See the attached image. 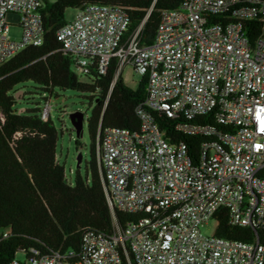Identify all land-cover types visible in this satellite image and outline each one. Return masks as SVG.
Returning <instances> with one entry per match:
<instances>
[{"label": "built area", "instance_id": "built-area-1", "mask_svg": "<svg viewBox=\"0 0 264 264\" xmlns=\"http://www.w3.org/2000/svg\"><path fill=\"white\" fill-rule=\"evenodd\" d=\"M45 1L0 0V66L42 44ZM76 10L57 33L64 52L80 75H105L115 61L114 80L126 67L146 77L140 129L108 128L97 138L112 231H85L77 252L8 264H264V36L252 41L244 32L245 21L264 23V0H183L162 12L148 46L140 39L145 20L128 35L124 8ZM10 14L19 18L18 39L10 36ZM224 14L232 21L214 20ZM155 112L178 134L201 139L197 154L167 139ZM50 113L48 102L42 119ZM221 209L230 225L258 229L256 239L218 237ZM116 211L135 221L122 228ZM210 221L216 231L207 236Z\"/></svg>", "mask_w": 264, "mask_h": 264}, {"label": "trees", "instance_id": "trees-1", "mask_svg": "<svg viewBox=\"0 0 264 264\" xmlns=\"http://www.w3.org/2000/svg\"><path fill=\"white\" fill-rule=\"evenodd\" d=\"M183 0H46L42 7L44 38L41 45L30 46L0 66V264H8L19 251L25 259L51 256L56 252L79 251L82 235L88 230L110 233L113 220L97 157V138L108 128L140 129L136 113L145 106L147 79L142 77L131 88L120 75L116 62L101 75L92 70L80 75L74 58L64 52L58 31L67 24L69 9L89 4L124 8L130 19L128 35L145 20L140 33L143 45L156 37L162 12L179 8ZM216 22L232 21L230 14L216 16ZM244 22V32L253 41L264 36V23ZM24 90L18 99L16 92ZM57 91L88 94L91 115L87 118L90 160L86 175L77 170L73 181L57 159L59 132L42 111ZM29 96V97H28ZM32 96V97H31ZM38 97L41 102H35ZM44 105V106H43ZM155 122L172 142L185 141L197 154L201 139L175 132L174 121L153 113ZM81 137V136H80ZM79 138V137H78ZM80 146L79 140L76 141ZM135 216L116 211L118 225L124 228ZM216 235L228 240L252 242L258 229L229 224L225 209L217 214ZM34 250L37 254L33 253Z\"/></svg>", "mask_w": 264, "mask_h": 264}, {"label": "rangeland", "instance_id": "rangeland-1", "mask_svg": "<svg viewBox=\"0 0 264 264\" xmlns=\"http://www.w3.org/2000/svg\"><path fill=\"white\" fill-rule=\"evenodd\" d=\"M48 1L54 2L55 0ZM76 14V9H69L66 12V19L70 21L75 18ZM18 19V16L14 14L8 15L7 18L8 22L12 24L10 26V36L15 39L20 38L22 34L21 28L17 25ZM122 76L125 83L134 89L141 80V76L136 74L130 67L125 68ZM87 96L88 94L73 91H57L49 99L51 106L50 118L59 132L57 159L59 163L64 166L67 178L70 181L74 180L77 170L80 171L82 176L86 175V164L90 160L89 153L91 141L87 129V118L91 115L93 105H90ZM16 97L22 99L24 97V90L17 91ZM35 102H41L44 104V102L40 101L38 97H35ZM73 113H82L84 115L83 135L79 138L73 129L71 120ZM77 140L80 141V146L77 145ZM80 155H82V162L78 168V157ZM215 231V221H210L202 228V232L207 236L213 235ZM16 258L20 261H24L25 253L19 251L16 254Z\"/></svg>", "mask_w": 264, "mask_h": 264}, {"label": "water", "instance_id": "water-1", "mask_svg": "<svg viewBox=\"0 0 264 264\" xmlns=\"http://www.w3.org/2000/svg\"><path fill=\"white\" fill-rule=\"evenodd\" d=\"M73 129L77 134V137L83 135V124H84V115L82 113H73L71 116ZM82 162V155L78 157V165L79 168Z\"/></svg>", "mask_w": 264, "mask_h": 264}]
</instances>
